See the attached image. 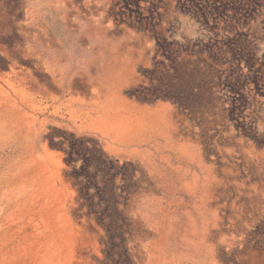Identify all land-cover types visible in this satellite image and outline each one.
Segmentation results:
<instances>
[{
    "label": "rangeland",
    "instance_id": "1",
    "mask_svg": "<svg viewBox=\"0 0 264 264\" xmlns=\"http://www.w3.org/2000/svg\"><path fill=\"white\" fill-rule=\"evenodd\" d=\"M57 1L0 0V264H264V0Z\"/></svg>",
    "mask_w": 264,
    "mask_h": 264
},
{
    "label": "bare ground",
    "instance_id": "2",
    "mask_svg": "<svg viewBox=\"0 0 264 264\" xmlns=\"http://www.w3.org/2000/svg\"><path fill=\"white\" fill-rule=\"evenodd\" d=\"M99 0H82V3L80 6H78L75 3V0H58L57 4L58 7H60L61 9L65 10L68 13H73L75 15H81V10L80 7H83L85 12H87L88 14L94 9L98 10L99 6L98 4ZM65 8H68L69 10H66ZM85 15V14H84ZM238 201V200H237ZM244 207V206H243ZM238 211V210H237ZM246 212V211H245ZM231 219V218H230ZM247 224V223H246ZM215 226V225H214ZM232 227V226H231ZM248 232V231H247ZM244 234V233H243ZM228 238V237H227ZM243 238V237H242ZM249 238V237H248ZM226 239V238H225ZM231 239V238H230ZM233 239V238H232ZM231 239V240H232ZM214 240V239H213ZM248 240V239H247ZM236 241V240H235ZM224 242V240H223ZM216 243V242H215ZM226 243V242H225ZM223 244V243H222ZM232 244V243H231ZM243 244V243H242ZM248 244V243H247ZM246 245V244H245ZM232 246V245H231ZM244 246V245H243ZM253 246V245H251ZM226 247V246H224ZM262 247V246H261ZM245 248V247H244ZM255 248V247H254ZM232 249V247H231ZM240 249V248H239ZM230 250V249H229ZM242 251V250H241ZM251 251V250H250ZM256 251V250H255ZM246 252V251H245ZM257 252V251H256ZM259 253V252H258ZM242 255V254H241ZM257 256V255H256ZM257 258V257H256ZM256 261V260H255ZM244 261L242 260V263ZM261 262V261H260ZM264 262V261H263ZM213 263V262H212ZM217 263V262H216ZM252 263V262H251ZM244 264V263H243ZM253 264V263H252Z\"/></svg>",
    "mask_w": 264,
    "mask_h": 264
}]
</instances>
